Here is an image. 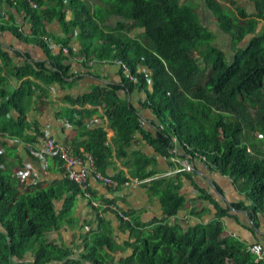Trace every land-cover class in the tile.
Returning a JSON list of instances; mask_svg holds the SVG:
<instances>
[{
	"label": "trees",
	"instance_id": "obj_1",
	"mask_svg": "<svg viewBox=\"0 0 264 264\" xmlns=\"http://www.w3.org/2000/svg\"><path fill=\"white\" fill-rule=\"evenodd\" d=\"M36 1L38 8L23 0H0L1 8L3 5L14 9L7 12L8 19L0 15V30L12 31L21 41L38 43L48 54L46 61L28 60L11 68L10 53L0 47L1 131L27 141L32 139V127L27 121L29 102L37 91L45 94L48 85L69 77L68 65L74 51L69 35L77 28L81 53L94 54L97 58L120 57L139 77L135 84L124 74L123 82L130 91L136 87L144 90V105L159 122L156 136L149 138L150 144L169 158L170 136L176 135L184 149L189 144L192 152L206 154L219 171L230 174L242 191L247 192L250 205L239 203L235 208L242 206L254 213H264L263 148L254 135L260 131L264 136V32L254 35L247 46L235 48V57L230 61L226 52L215 44L217 33L202 22L195 2ZM205 3L217 15L219 27L233 37L235 46L248 34L256 33L259 19L264 16V0H255L258 10L255 17H247L244 10L240 12L246 19L243 22L230 15L218 0H205ZM67 9L73 14L69 19ZM18 15L30 21L31 26L25 32L15 25ZM53 20H58L68 34L67 38L57 40L70 47L69 55L62 52L53 55L40 36L49 32L47 27ZM136 28L142 31L131 38L130 32ZM202 45L206 51L196 54ZM9 73L24 79L19 88L5 87ZM118 88L117 85L97 87L78 102L105 103L110 125L116 131L117 156L129 158L128 148L135 132L142 127L135 109L118 96ZM13 109L18 111V116L12 113ZM74 114L79 115L77 111ZM87 150L93 155L97 170L104 172L113 156L104 130L93 131ZM132 154L133 177L143 180L156 175L155 158L137 151ZM3 161L0 156V264L113 263L115 257L110 253L114 249L107 230L86 234L84 252L76 258L63 245L46 238V234L60 228L72 215L75 196L66 202L64 196L65 188L80 191L76 183L64 178L46 187L29 186L26 180L8 173ZM166 180L155 178L151 187L158 192L169 217L185 206V200L171 182L160 188ZM62 200L59 209L57 202ZM224 215L226 210L221 209L212 222L189 227L163 219L154 223L150 232L134 229L136 240L127 242L132 254L123 257L120 263L264 264L247 245L223 236L220 218Z\"/></svg>",
	"mask_w": 264,
	"mask_h": 264
},
{
	"label": "crops",
	"instance_id": "obj_2",
	"mask_svg": "<svg viewBox=\"0 0 264 264\" xmlns=\"http://www.w3.org/2000/svg\"><path fill=\"white\" fill-rule=\"evenodd\" d=\"M181 1L195 2L199 5L202 22L217 33V42L218 37L223 38V44L218 46L226 52L230 61L235 57V48L247 46L254 35L264 32L263 16L256 26V33L248 34L235 46L233 37L219 27L217 15L206 5L205 0ZM218 2L230 15L240 19L241 22L246 20L240 13L242 10L248 14L247 17H255L258 12L255 0H218ZM2 8L6 13L14 10L9 6L2 5ZM67 10V19H69L73 14L69 9ZM16 17L18 18L16 22L23 24L25 30L30 28L31 24L27 17L21 15ZM47 30L56 39L68 37L58 20L50 21ZM141 31V28H136L130 32V35L136 37ZM78 32L76 28L74 33L69 35L70 45L74 48L68 65L69 77L62 82L48 85L45 94L37 91L29 102L27 118L30 119L28 124L32 127L30 130L32 139L27 141L26 138L9 132L6 133L12 135V139L5 137L0 139V156L4 158L2 166L8 173L13 174L17 167L29 164L33 168L31 178L26 180L29 186L41 184L46 187L64 178L66 181L67 177L55 158L34 157L27 149V143L32 142L33 147L38 148L42 137L36 133H53L58 142L67 145L72 152L85 157L91 154L87 150V143L92 138L93 131L102 129L106 132L107 144L111 146L113 156L108 168L104 172L99 171L114 179L117 185L104 186L91 176L88 180V190L98 200L113 202L119 210L131 216L134 224L123 221L115 212H107L100 217L103 219L99 220L88 200L74 187H70L65 188L64 198L66 202L70 196H75L72 215L65 219V223L60 228L46 234L47 240L57 241L70 250L72 257L76 258L84 252L83 240L86 234L107 230L112 240L111 248L114 249L110 253L115 257L113 263L121 264L120 260L123 257L132 254V248L127 246V242L136 240L134 229L150 232L154 223L163 219L184 227L197 223L207 224L217 219L219 211L224 209L226 215L220 218L224 227V237L236 239L247 245L248 249L256 241H264V213H254L242 206L234 207L239 203L250 205L251 200L230 174H224L212 166L202 167L196 172L172 171L169 158L149 142L150 137L156 136L159 122L152 110L144 105L146 98L144 90L136 87L130 91L125 87L122 70L117 64L100 60L90 64L89 61L95 55L87 56L86 53L80 52L82 44L78 39ZM0 47L10 53L11 68L20 66L28 60L35 62L48 60L45 47L35 42L21 41L12 31L0 30ZM23 81V78L19 79L13 73H9L5 87L8 90H15ZM36 82L45 86L39 80ZM112 85L120 87L117 90L118 96L135 109L139 118L140 116L146 118L141 125L142 128L135 132V137L128 148V152L131 153L129 158L117 156L116 131L110 125L105 103L78 102V99L95 91L97 87L110 88ZM75 111L79 115L75 116ZM12 113L16 116L19 114L16 109H13ZM136 151L156 159L155 167L158 172L155 176L143 180H136L137 177L132 176L131 167L134 158L132 153ZM155 178H166V181L161 182L160 188H165L167 181L171 182L178 187L179 195L184 198L185 206L175 215L169 217L166 215L158 192L156 193L151 187ZM63 202L64 200L57 202L59 209L62 208ZM124 245L126 246L123 247Z\"/></svg>",
	"mask_w": 264,
	"mask_h": 264
},
{
	"label": "built area",
	"instance_id": "obj_3",
	"mask_svg": "<svg viewBox=\"0 0 264 264\" xmlns=\"http://www.w3.org/2000/svg\"><path fill=\"white\" fill-rule=\"evenodd\" d=\"M23 1L29 2L34 8L39 7L36 0ZM0 15L3 18L8 19V14L1 7ZM15 25L19 31L25 30V26L23 24L15 23ZM40 36L46 41V45L53 55H56L59 52H62L65 55L70 54V47L62 44L59 40L54 38L51 33L47 32ZM91 59L92 60L89 61L90 64L99 60L117 64L128 80H131L135 84L139 82V77L133 72L127 62L120 57L105 59L93 56ZM47 64L51 65V62L47 61ZM138 69H141V65H138ZM139 120L142 125L146 121V118L140 116ZM27 121L29 122L30 119L27 118ZM254 135L257 138L258 144H260L263 148L262 157H264V136L260 131L255 132ZM2 137L7 139L13 138L12 135L0 130V139H2ZM39 137H42L40 146L38 148H34L33 143L30 142L27 143V149L38 159H44L47 156L55 158L66 177L70 181L77 184L80 189L79 193L88 200L90 207L96 211V218L103 217L107 212H115L123 221L129 222L132 225L134 224L131 216L126 212L119 210L113 202L98 200L88 190V180L91 176L104 186L117 185V182H115V180L111 177L102 174L99 170H96L92 154L83 157L72 152L67 145L58 142L53 136V133H44V135H39ZM191 149L192 148L189 144H186V148L184 149L176 135L172 134L170 136L169 152L171 156L169 157V160L172 162L171 168L173 172H196L201 170L202 167L208 166L217 168L216 164L210 161L206 154L192 152ZM248 150L251 151L250 147H248ZM32 174L33 168L29 164H23L22 166L17 167L12 175L18 180H27L28 178H31ZM136 180L140 179L136 178ZM249 250L254 253L259 260H264V241H256L252 243L249 246Z\"/></svg>",
	"mask_w": 264,
	"mask_h": 264
},
{
	"label": "rangeland",
	"instance_id": "obj_4",
	"mask_svg": "<svg viewBox=\"0 0 264 264\" xmlns=\"http://www.w3.org/2000/svg\"><path fill=\"white\" fill-rule=\"evenodd\" d=\"M130 37L132 38V36L130 35ZM224 42L222 37H218V42L216 41L217 45H222ZM206 51V47H204V45H202L200 48H198L196 50V54L201 55ZM202 65V62L200 63Z\"/></svg>",
	"mask_w": 264,
	"mask_h": 264
},
{
	"label": "clouds",
	"instance_id": "obj_5",
	"mask_svg": "<svg viewBox=\"0 0 264 264\" xmlns=\"http://www.w3.org/2000/svg\"><path fill=\"white\" fill-rule=\"evenodd\" d=\"M123 73V72H122ZM124 75V74H123Z\"/></svg>",
	"mask_w": 264,
	"mask_h": 264
},
{
	"label": "bare ground",
	"instance_id": "obj_6",
	"mask_svg": "<svg viewBox=\"0 0 264 264\" xmlns=\"http://www.w3.org/2000/svg\"><path fill=\"white\" fill-rule=\"evenodd\" d=\"M114 180V179H113Z\"/></svg>",
	"mask_w": 264,
	"mask_h": 264
}]
</instances>
